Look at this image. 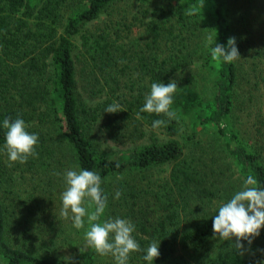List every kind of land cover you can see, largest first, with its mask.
Returning a JSON list of instances; mask_svg holds the SVG:
<instances>
[{"label":"trees","instance_id":"obj_1","mask_svg":"<svg viewBox=\"0 0 264 264\" xmlns=\"http://www.w3.org/2000/svg\"><path fill=\"white\" fill-rule=\"evenodd\" d=\"M209 18L212 39L194 43ZM229 37L251 60L242 109L264 84V0H0V264H116L87 244V217L76 229L61 215L65 173L84 169L101 177V219L135 225L140 250L127 264H149L153 242L160 255L152 264H264V227L250 245L241 241L242 254L235 238L213 235L219 207L248 175L264 189V118L245 114L251 144L244 142L232 122L244 73L211 55ZM195 55L213 73L209 96L181 75ZM173 80L174 118L140 111L153 83ZM113 104L121 110L104 112ZM5 118L38 134L26 163L4 151ZM158 119L165 123L154 129ZM187 123L193 135L212 130L222 161L185 148L175 136ZM95 125L113 143L138 145L109 156L90 139Z\"/></svg>","mask_w":264,"mask_h":264},{"label":"clouds","instance_id":"obj_2","mask_svg":"<svg viewBox=\"0 0 264 264\" xmlns=\"http://www.w3.org/2000/svg\"><path fill=\"white\" fill-rule=\"evenodd\" d=\"M193 11L194 9L190 8L188 15H192ZM211 39L212 37H209V40ZM211 55L216 62L232 63L241 58L235 37L228 38L227 46L215 44ZM176 88L175 80L166 85L153 83L150 94L146 96L145 104L140 111L164 114L169 119L174 118L176 114L170 110V105L173 103L172 96ZM120 110L119 104H113L109 105L104 112L115 113ZM164 123V120H154L152 127L156 129ZM3 128L7 129L4 151L10 162L26 163L30 156L37 155L35 146L38 144V134L27 132L23 119L17 118L10 121L5 118ZM120 178L117 177V179ZM65 181L67 188L62 193L61 215L70 218L76 229L84 227V218L87 217L89 224L85 233L87 244L99 255L111 254L116 264H127L130 254L140 250L139 244L132 236L135 225L121 218L101 219L105 214L108 198L101 188L100 175L86 169L68 170L65 173ZM257 183L252 175H248L243 181L242 190L219 207L218 214L214 216L212 223L213 235L223 241H232L235 238V248L241 251V254L244 249L241 241H247L250 245L252 240L259 236L260 229L264 227V189L257 187ZM120 196L121 192L118 190L115 198L119 199ZM86 199L89 201L87 208L84 206ZM69 213H71L70 216ZM159 245L160 242H153L147 248L143 258L149 264H152L160 255Z\"/></svg>","mask_w":264,"mask_h":264},{"label":"rangeland","instance_id":"obj_3","mask_svg":"<svg viewBox=\"0 0 264 264\" xmlns=\"http://www.w3.org/2000/svg\"><path fill=\"white\" fill-rule=\"evenodd\" d=\"M202 40H196L194 43H198L199 41H208L209 37H212V19H207V27L205 26L204 32L202 34ZM210 41V40H209ZM207 43V42H206ZM194 44L190 45V48H193ZM241 58L235 60L234 62L240 65L242 72L244 73V79L238 84L236 87L237 95L240 96L238 98L239 102L237 104L238 108H236V112L232 114V122H234L235 126L237 127V131L241 137V139L251 144L250 141V127L248 124L249 118H251L253 115L260 114L262 118H264V84L262 79L259 81V86L256 90H254V99L255 103L250 105H246L242 107L241 109V103L244 99V92H246L245 88H250L248 86V81L250 82V67L249 62L250 57H246L245 54L240 53ZM202 61L199 57L196 55L191 59L186 67L184 68L181 75H191L195 77L196 82V88L198 92L203 96H209L211 92V84L213 80V73L210 72L205 66H202ZM246 73L249 76H246ZM261 75V74H260ZM252 81V80H251ZM80 88V87H78ZM82 97L84 96V93L82 90H79ZM254 105L257 106L253 110H249L250 107H254ZM248 107V109H247ZM243 110V111H242ZM248 115V117L246 115ZM264 129V128H263ZM196 132L195 135H193L192 129L190 127V124L187 123V125L182 126L178 132V135L175 136L182 144H184L185 148H188L191 152L195 153L196 155H209V156H215L217 161H222L223 155L220 151V148L218 146V141L216 139V136L213 134L212 130H209L207 128H201L197 127L194 129ZM93 135H91L90 139L94 144H98V148L103 151L105 154L109 156L114 155H122L125 154L127 150L131 149L133 146L138 145L137 143L132 142H125V143H113L111 140H109L108 137L104 136L102 129L95 125L93 128ZM249 138V140H247ZM262 155L264 156V151L262 152ZM264 158V157H263ZM168 170V169H167ZM111 188V191L113 192V187L108 186ZM71 213H69V216ZM71 220L70 218H68ZM85 219V218H84ZM63 222H58L57 220L54 222V228H60L63 227ZM65 246L60 247V250L65 251ZM67 252V251H65Z\"/></svg>","mask_w":264,"mask_h":264}]
</instances>
